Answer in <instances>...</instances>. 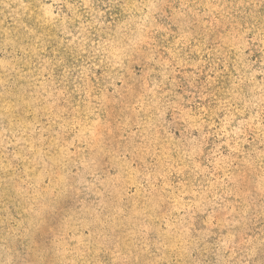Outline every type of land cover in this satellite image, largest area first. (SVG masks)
Returning a JSON list of instances; mask_svg holds the SVG:
<instances>
[{
    "label": "rangeland",
    "instance_id": "1",
    "mask_svg": "<svg viewBox=\"0 0 264 264\" xmlns=\"http://www.w3.org/2000/svg\"><path fill=\"white\" fill-rule=\"evenodd\" d=\"M0 264H264V0H0Z\"/></svg>",
    "mask_w": 264,
    "mask_h": 264
}]
</instances>
